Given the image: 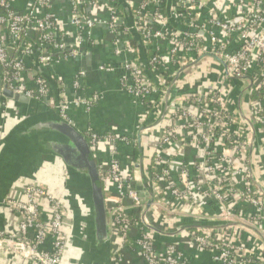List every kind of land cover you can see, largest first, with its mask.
<instances>
[{"label": "built area", "instance_id": "1", "mask_svg": "<svg viewBox=\"0 0 264 264\" xmlns=\"http://www.w3.org/2000/svg\"><path fill=\"white\" fill-rule=\"evenodd\" d=\"M52 2L32 0L18 11L11 0H0L3 84L32 99L49 96L50 88L45 78L35 76L29 85L25 81L28 66L24 57L34 52L30 34L39 42L36 62L40 65L80 56L92 43L96 25L89 7L100 1L68 0L70 25L75 30L70 43L51 11ZM123 2L131 11L144 58L133 55L129 28L120 20L119 10L106 2L100 4L108 10L104 24L116 54H128L121 64L120 87L147 112L137 115L138 130L158 119L163 96L179 69L195 62L180 74L193 78L199 75L189 73L192 68L200 64L203 70L195 82L197 88L173 94L161 121L141 130L139 145L136 136L116 132H92L86 137L100 172L110 242L125 243L135 220L130 216L133 210L139 211L136 218L145 226L141 221L145 198L137 186L140 152L135 159L127 155L123 163L117 153L119 143H132L141 150L155 196L149 215L161 216L162 222L156 223L166 224L162 230L211 224L217 228L185 229L175 236H184L210 252L217 264H264V257L247 246L251 238L263 244L259 236L245 226H226L241 222L264 236V0H173L169 13L166 0ZM211 64L217 67V77L212 78L207 70ZM109 66L99 68L112 70ZM229 76L237 77L240 86ZM206 80L214 83L212 88L203 85ZM74 84L80 85L78 75ZM98 98L93 94L74 101L58 99L56 107L68 120L70 105L90 108ZM248 121L256 131V148L251 145ZM144 149L149 150L147 163ZM18 192L5 195L1 202L8 216H17L18 223L14 233L0 229V256L7 264H61L71 228L69 209L57 192L41 183H24ZM145 227L146 232L134 241L146 264H187L175 245L156 246L157 233ZM110 263L124 264L123 255L113 251Z\"/></svg>", "mask_w": 264, "mask_h": 264}, {"label": "crops", "instance_id": "2", "mask_svg": "<svg viewBox=\"0 0 264 264\" xmlns=\"http://www.w3.org/2000/svg\"><path fill=\"white\" fill-rule=\"evenodd\" d=\"M31 1L11 0L12 7L18 11L25 10ZM93 5L89 7L90 14L96 21L91 38L92 43L87 48L85 47V52L83 51L80 56L53 61L48 66L40 65L36 62L39 49L35 45L34 34H30L29 41L33 44L34 52L33 55L24 57L28 66L24 74L25 81L28 85L32 84L36 74L42 73L49 84L50 95L34 99L30 105H16L15 103L10 105L5 112H0V200L8 194H19L20 187L32 181L53 189L62 197L66 193H60L61 190L67 189L68 196L76 198L72 212L67 204L69 200L65 199L69 209L68 213L71 216V228L61 264H107L108 254L105 250H101L95 242L87 185L81 184V178L64 175V166L60 160L47 151L48 145L36 135V132H39L38 123L46 122L51 114H56L58 99L74 101L78 98L91 97L93 94H97L99 98L90 108L83 104H72L66 111L68 120L80 130L91 128L100 134L116 132L133 138L138 130L137 115L147 114L144 105L120 87L121 64L128 54L117 55L115 52L111 35L104 24L108 16L107 7L102 6L100 2H95ZM51 11L60 24V30L65 36L66 43L72 42L75 30L70 25L68 0H53ZM120 16V20L124 19L123 21L127 24V14L123 16L120 13ZM130 37L132 38L131 33ZM138 41L140 43V38ZM139 53V57H144L141 52ZM100 65H110L113 69L102 70L99 68ZM77 75L79 87L74 84ZM189 88L186 84H182L184 92ZM43 129L45 128L40 130L43 131ZM22 131L24 132L21 133ZM132 148V143H119L117 153L122 163L127 155H131L129 152ZM101 157L110 158L107 154H101ZM144 169L147 173L146 167ZM143 188L147 191L145 187ZM145 191L142 192L143 197ZM148 198L147 195L145 199ZM11 217L0 205V218L6 230L8 227L11 228L9 224ZM145 218L146 222H153L152 225L149 224L150 226H159L150 217L149 212ZM159 227L166 228V224ZM135 238V231H131L129 239L133 248L125 243L122 244L119 240L111 241L110 254L120 250L124 264H146L135 250ZM155 241L159 248L165 247L166 244L175 245L187 264H217L210 252L196 246L184 236L156 234ZM259 245L260 255L264 257V244ZM0 264H7L1 256Z\"/></svg>", "mask_w": 264, "mask_h": 264}, {"label": "water", "instance_id": "3", "mask_svg": "<svg viewBox=\"0 0 264 264\" xmlns=\"http://www.w3.org/2000/svg\"><path fill=\"white\" fill-rule=\"evenodd\" d=\"M172 1L173 0H166L165 9L167 13H169L170 11ZM126 20H127L126 25L130 28V33L132 34V38L135 40H139L140 38L139 34L134 29L131 11L128 8H127ZM138 48L142 53L144 50V46L141 42L138 44ZM8 52L10 55L12 54L11 49H8ZM194 64L195 62L193 64H188L186 66H183L181 69L177 71L175 78L170 83V86L167 87L166 92L163 96L162 109L158 119L150 124L142 125L140 129L137 131L136 139L138 145L140 141L141 130L149 129L155 126L159 121H161L162 117L166 114L170 104V100L172 99L173 92L171 91L173 89V85L175 84L176 80L179 78L180 74ZM224 68L225 71H227L225 64H224ZM38 71L40 72L39 67H38ZM2 77H3V72L2 69L0 68V112L1 113L5 112L8 109V107H10V105H13L15 103L16 105L17 104L30 105L33 102L34 99L9 89L5 84H3ZM229 78L237 86H240V82L237 77L229 76ZM57 112L56 114H51L50 117L46 120V122L38 123L37 128L39 129V132H36V135L40 136V138L42 139L40 140L48 145L47 151L51 152V154L55 158H58L60 160L61 164L64 166V170L67 176L70 175L72 177L75 176V178H81V184L87 185L89 190V197H90L89 207L92 214L95 242H97L101 250H105L107 252L108 254L107 264H111L110 263L111 254L109 247L110 240L108 237V213L105 204V196L102 190L100 172L97 167L95 154L91 150L87 138L83 134L82 130L78 129L67 119L61 117L59 112L58 113ZM248 124L252 132L251 145L252 147L256 148L257 146L256 131L254 126L249 121ZM41 128H45V129H43L42 131L40 130ZM38 129L36 131H38ZM24 131H22L21 133H23ZM139 152H140L139 160L138 163L136 164V167H138L140 173L143 174V156L141 154V150ZM150 185L151 184H149V187L147 188V193L149 198L145 201L144 207L141 211V221L145 226L150 228L155 233L160 235L175 236L185 229L217 228V226L211 224H203V223L184 224L174 231H165L156 226H148L144 222V217L147 214L151 204L155 200L154 192ZM231 225H241L251 229L259 236V238L264 244V236L257 229L248 226L246 224H243L241 222H228L226 226H231ZM222 227L223 226H221V228ZM0 229H4V228H0Z\"/></svg>", "mask_w": 264, "mask_h": 264}, {"label": "rangeland", "instance_id": "4", "mask_svg": "<svg viewBox=\"0 0 264 264\" xmlns=\"http://www.w3.org/2000/svg\"><path fill=\"white\" fill-rule=\"evenodd\" d=\"M216 68L217 67H215L214 65L211 64V66L207 69V70H210L213 73V74L210 75L212 78L217 77V74H215L216 73ZM201 70H203V66L200 65V64H197L194 68H192L189 71V73H196L197 72L195 75H193V76H198L199 75L197 78H193L192 76H190V74L184 75V76H179V78L176 80L177 82H176V84H175V86H174V88L172 89L171 92H173V94H175V95L184 94L185 92L182 89V84H186L187 87H190L188 89V91H191L194 88H197L196 87L197 86L196 83H197L198 79L200 78V76L202 75V73H200ZM203 85L205 87L212 88V86L214 85V83L209 82L208 80H206V81L203 82ZM188 91H186V92H188ZM149 140H150V142H152V138L149 139ZM144 154H145L144 157L145 156L147 157V158H145V163H147L148 162V159H149V156H148L149 155V150L148 149H144ZM144 168L145 167L143 166V174L140 173V170L139 169L137 170V176H138L137 177V179H138L137 186H138V190L141 193L140 195H141L142 198H145L148 195L147 194V191H145L144 188H143V187H145L144 185L149 186V184H150L149 181H148V179H147V173L145 172V169ZM139 177H141V179ZM144 191H145V195L143 197L142 192H144ZM60 193H66L65 195H63L64 197H62L61 195H59V196L64 201V204L65 205H66L65 199L67 198L69 200V203H67V204H69V209L72 212V208H73V205H74V203L76 201V198L75 197H72V196H68L69 195V192L67 191V189L61 190ZM143 200H144L143 203H145V201L147 199H143ZM88 201L90 202L89 199H88ZM1 202H2V200H0V205L2 206V209L4 210L7 207L3 206V204ZM150 214H151V218H153L155 222L158 221L159 224H160V222H162L161 221L162 218H161L160 215L156 214V216H155L153 213H150ZM138 216H139V213H138ZM138 216H136V217H138ZM159 219H161V220H159ZM146 223L148 225L149 224H151V225L153 224V222L152 223L146 222ZM4 230H5V228H4ZM8 230H10V229H8ZM146 230H147V228L145 226H143L140 222L138 223V225L135 228H132L131 229V231H135V233L137 235H141V233L146 232ZM245 237H246V235L244 233V238ZM247 244H248L247 246L249 248L255 250L257 252V254H261V247L259 245V244H261L260 241L251 238V240Z\"/></svg>", "mask_w": 264, "mask_h": 264}, {"label": "trees", "instance_id": "5", "mask_svg": "<svg viewBox=\"0 0 264 264\" xmlns=\"http://www.w3.org/2000/svg\"><path fill=\"white\" fill-rule=\"evenodd\" d=\"M93 1H96V0H93ZM98 1H100V2H106L107 3V5L109 6V7H112V8H116V9H118L119 10V12L121 13V14H123V16L125 15V14H127V6H126V4L123 2V0L121 1V0H117L116 2H113V1H109V0H98ZM124 20V19H123ZM122 20V22L125 24V22ZM125 26H126V24H125ZM131 36V35H130ZM25 39V38H24ZM34 42H35V45H36V47L38 48V46H39V42H38V40H37V38H36V36L34 37ZM129 43L131 44V46L134 48V56L135 57H138L139 58V56H140V50H139V48H138V43H139V41L138 40H135V39H133V38H129ZM46 50H48V51H50V48L49 47H46ZM57 55H59V54H57ZM36 76L37 77H41V78H44V76L42 75V74H40V73H37L36 74ZM169 83H170V81L167 83V85H169ZM82 132H83V134L86 136V137H88V134H90V133H92V132H95L93 129H91V128H87V129H85V130H82ZM95 133H97V132H95ZM97 134H100V133H97ZM129 153H131V155H133V159H135L136 157H138V153H139V151H138V148H137V146L136 145H133V148H132V150H131V152H129ZM4 211H6V212H9V210L7 209V208H5L4 209ZM138 213H139V211L136 209V210H133L132 211V213H131V215L130 216H132L135 220H133L134 221V224L132 225V228H135L136 227V224H138V218H136V216H138ZM17 223H18V219H17V216H15V215H12V217H11V221H9V224L11 225V228H10V230H8V231H10V232H15L16 231V226H17ZM0 228H4V224H3V222L1 221V218H0ZM7 229H9V227L7 228ZM6 230V229H5ZM137 235V234H136ZM125 244H127L130 248H133V246H132V243H131V241H130V239H129V236L128 237H126V239H125ZM119 252H120V250H119Z\"/></svg>", "mask_w": 264, "mask_h": 264}, {"label": "bare ground", "instance_id": "6", "mask_svg": "<svg viewBox=\"0 0 264 264\" xmlns=\"http://www.w3.org/2000/svg\"><path fill=\"white\" fill-rule=\"evenodd\" d=\"M145 186V188L147 189L149 186H146V185H144ZM139 194H140V191H139ZM140 197H141V195H140ZM142 198V197H141ZM145 220H146V218H145ZM150 226V225H149Z\"/></svg>", "mask_w": 264, "mask_h": 264}]
</instances>
